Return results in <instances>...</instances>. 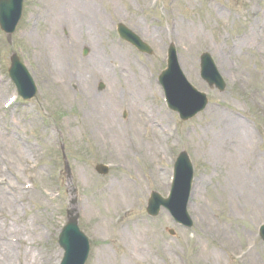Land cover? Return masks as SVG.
Masks as SVG:
<instances>
[{"label":"rangeland","instance_id":"obj_1","mask_svg":"<svg viewBox=\"0 0 264 264\" xmlns=\"http://www.w3.org/2000/svg\"><path fill=\"white\" fill-rule=\"evenodd\" d=\"M81 1L92 19H83L81 13L71 14L74 9L63 6V0H59L58 6L70 15V21L57 28L52 19L40 12L44 6H51L49 0H23L22 15L10 40L0 29V93L3 95L0 96V131L6 139L16 137L22 145L27 141L34 148L27 154L25 151L27 166L26 162H14L6 173L20 189L18 209L13 213L0 211V223L7 225L9 229L5 231L14 236L19 250L6 264H44L47 252L54 254V264H60L63 250L57 240L67 221V212L77 214L78 226L89 239L86 264H264V242L258 236V228L264 221V206L250 214L247 213L250 209L237 210L221 186L226 166H220L203 153L209 144V133L216 128V119L230 114L245 122L254 133L255 151L260 162H264V27L257 39L256 36L243 39L252 22L260 19L264 0ZM119 22L140 35L152 53H140L120 40L115 30ZM184 26L189 27L186 32ZM47 43L57 52L65 50L66 63L75 65L70 90L58 91V95H67V102L44 86L42 75L48 76L49 68L42 62L41 51ZM170 43L176 47L178 62L188 81L209 99L204 111L187 121L180 120L176 112L167 108L158 82V75L166 67ZM204 52L211 55L224 78V91L210 88L200 77L199 58ZM12 53L27 66L36 84L37 93L32 99L19 97L8 76ZM136 68L142 69V76L149 75L151 85L157 88L151 95L140 94L144 105L150 108H163V105L173 134H159L162 144L148 154L135 151L132 164L128 165L114 160L109 146L98 145L94 140L92 128L89 130L83 120L87 103L80 102L81 91L85 90L81 89V80L93 97L108 93L110 83L123 93L121 73L136 76ZM102 70L108 74L97 73ZM100 83L104 85L102 89ZM112 114L125 125L131 122L127 103L118 104ZM220 120L224 123L222 117ZM160 124L167 125L164 121ZM142 133L143 139L153 141L155 135L149 126ZM181 151L188 154L193 165L187 205L191 227L175 223L163 209L156 217L149 216L145 210L151 191L164 197L169 193L173 165ZM99 164L108 166L107 174L96 172ZM156 166L162 175L155 173ZM124 178L129 184L124 182L126 185L119 189L126 198L114 195L112 201L106 202L104 187L119 184ZM199 182L201 190L195 193L194 187ZM26 189L30 193L27 197ZM201 205H206L208 221L201 219ZM100 219L110 221L109 232L101 233L95 228ZM135 222L140 224H136L139 229H144V239L137 248L135 243L127 245L122 235V229L128 232ZM26 224L30 229L38 228L44 236L26 230ZM213 225L228 230L234 246L228 248L225 239L219 243L217 237L221 235L217 236ZM26 248L29 255L24 254ZM102 250L107 255H98ZM213 250L219 255H210Z\"/></svg>","mask_w":264,"mask_h":264},{"label":"bare ground","instance_id":"obj_2","mask_svg":"<svg viewBox=\"0 0 264 264\" xmlns=\"http://www.w3.org/2000/svg\"><path fill=\"white\" fill-rule=\"evenodd\" d=\"M59 0H49L51 6H44L40 12L52 19L53 24L57 28L63 25V22L70 21V15L65 14L61 10ZM63 6L69 9H74L71 14H82L83 19H92L88 15V10L85 8L84 2L81 0H63ZM53 11L51 14H49ZM77 11V12H75ZM81 16V15H80ZM95 16V15H94ZM98 25V23H96ZM264 27V11L260 16V19L252 22L248 33L243 39L251 40L254 36L257 39L260 30ZM53 28V27H52ZM49 28V30H52ZM189 29L184 26L183 30ZM56 32L59 30H55ZM44 42L43 44H45ZM259 45V43H256ZM53 45L47 43V47L41 51L42 62L48 66V76L42 75L44 80V86L47 90L53 91V93L60 92V89L65 92L70 90L72 80H74L72 69L75 68L74 64L66 63V51L61 49L59 52L53 50ZM259 49L257 48V51ZM94 69V68H93ZM138 73L136 76H125L121 73L122 82L124 84V92L120 93L117 89V85L110 83L108 93L102 97H93L88 91L87 84H83L81 91V103H87L86 108L83 110L85 120L89 130L92 128L91 134L98 145H107L110 148V156L116 161H124L128 165L132 164L131 157L135 151H141L143 154L150 153L151 150H155L162 144L161 139L158 137L159 134L163 133L164 136L171 135L170 118L167 112L163 108L153 106L150 108L146 106L141 98L142 93H149L151 95L153 91H157V88L152 86L150 83L149 76H142V69L136 68ZM107 70L98 71L100 75H107ZM79 77V76H78ZM80 83V84H81ZM84 87V88H83ZM1 91V84H0ZM62 94V95H61ZM59 98L64 102H67L69 98L65 93H61ZM2 93H0V96ZM131 95L134 99L129 98ZM3 96V95H2ZM1 96V98H2ZM127 103L130 111L131 122L127 125L123 124L118 116L112 114L113 110L118 107V104ZM152 107V106H151ZM224 120V123L220 118ZM216 119V128L209 133V144L206 145L205 151L207 158H210L215 163H219L220 166H226L225 177L223 179L224 188L228 195L232 205L237 210L245 211L250 209L247 213L250 214L253 211L260 210L264 206V162H260L258 154L255 151L256 136L249 129V126L238 119L234 115L224 114ZM166 122L167 125L161 126L160 123ZM145 126H149L154 132L155 136H152L153 141L149 142L143 139V129ZM0 211L15 212L18 207L16 206L19 202L17 193H20L18 185L13 184L10 177H7V171L10 170L11 163L14 162H26L28 158H25L26 154L31 152L34 148L26 141L25 144L18 142L16 137L6 139L4 134L0 131ZM198 147L202 148L200 143ZM36 167V166H34ZM42 171L41 169H38ZM155 173L161 174V170L158 166L154 168ZM11 172V171H10ZM128 183L125 178L122 179L121 183H112L108 187H104L103 191L107 194L106 202L112 201L114 195H117L120 199L126 198V194L119 188L125 183ZM129 184V183H128ZM118 186V189H116ZM200 182L194 187V192H200ZM29 195V190L26 189L24 192ZM25 194H23V197ZM22 197V198H23ZM22 198L20 200H22ZM258 198V200H257ZM105 201V200H104ZM131 202V201H130ZM133 203V201H132ZM201 219L208 221L209 215L206 210V205H201ZM90 214H93L92 208L88 207ZM198 215L199 211L194 210ZM236 211L233 209V214ZM15 222L19 224L17 217H14ZM110 221H104L100 219L95 224V228L101 233L109 232L108 226ZM136 223L129 228L128 232H124L122 229V235L126 237L127 245L132 246L135 243V248L138 247L139 242L144 239L142 232L144 229L136 226ZM140 225V224H139ZM6 224L0 223V264H6L7 259L11 255L16 254L18 248L14 244V239L10 231H5ZM14 230H19L16 227ZM212 229L216 232L219 243L225 239L228 242L230 248L234 246L233 239L231 238L229 231L224 229L222 226H212ZM26 230L31 232H37V235L44 236V233L38 228L30 229V226L26 224ZM25 231V229H24ZM226 246V245H225ZM227 248V247H225ZM19 250L17 251V253ZM30 250L26 248L24 251L25 255H29ZM210 255H219L215 250L210 251ZM251 250L249 251L250 255ZM36 255V254H34ZM100 256L107 255L105 250L99 251ZM246 256V255H245ZM54 254L47 252L45 256L44 264H54Z\"/></svg>","mask_w":264,"mask_h":264},{"label":"water","instance_id":"obj_3","mask_svg":"<svg viewBox=\"0 0 264 264\" xmlns=\"http://www.w3.org/2000/svg\"><path fill=\"white\" fill-rule=\"evenodd\" d=\"M22 1L0 0V27L8 35L14 31L20 18ZM120 34L140 50L150 51L137 36L123 26L120 27ZM10 61L9 74L16 84L19 94L25 99L32 97L36 88L26 68L20 63L15 54L10 57ZM168 63L169 68L162 73L160 81L165 88L169 105L180 113L182 119H188L205 107L207 103L206 96L193 88L182 76L172 48L169 49ZM201 76L210 86L214 85L219 90L224 89V81L208 54L201 56ZM98 170L102 173L106 172V169L101 167H98ZM191 179V165L186 153L183 152L178 157L175 165V180L170 197L162 199L158 194L153 193L149 201L148 212L155 215L160 205H163L170 211L176 221L190 226L191 221L186 213V203L190 192ZM262 236L264 238V226L262 227ZM59 244L65 250L61 264H84L89 247L86 237L77 228V217L75 215L69 217V223L60 235Z\"/></svg>","mask_w":264,"mask_h":264}]
</instances>
